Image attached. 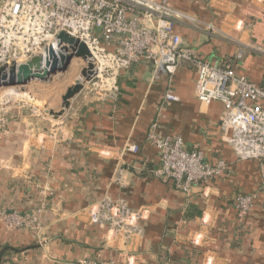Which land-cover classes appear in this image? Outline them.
I'll return each mask as SVG.
<instances>
[{
    "label": "crops",
    "instance_id": "1",
    "mask_svg": "<svg viewBox=\"0 0 264 264\" xmlns=\"http://www.w3.org/2000/svg\"><path fill=\"white\" fill-rule=\"evenodd\" d=\"M169 4L184 15L174 31L187 51L214 63L241 51L240 71L264 82V0ZM195 76L191 65L179 67L178 99L160 109L167 77H155L153 62L143 59L118 76L117 103L84 85L48 131L9 125L0 134V207L24 211L44 201L48 209L34 231L7 229L0 217V264H264L258 165L237 160L221 127L223 105L196 99ZM158 114L160 135H179L206 160L230 165L228 174L194 187L189 201L152 173L159 156L145 137ZM130 144L138 150H126ZM237 191L252 195L243 217L231 204ZM104 199L142 211L139 231L126 236L90 223L89 205Z\"/></svg>",
    "mask_w": 264,
    "mask_h": 264
},
{
    "label": "built area",
    "instance_id": "2",
    "mask_svg": "<svg viewBox=\"0 0 264 264\" xmlns=\"http://www.w3.org/2000/svg\"><path fill=\"white\" fill-rule=\"evenodd\" d=\"M181 17L184 15L169 0H0V66L44 55L49 46L57 50V35L65 32L83 42L90 52L94 74L84 85L115 103L120 99L118 76L143 59L151 60L154 76L167 77L162 109L178 99L172 88L174 73L181 66L191 65L196 75V99L204 104L222 103L220 123L228 133L227 141L237 160L256 161L258 190L264 193V87L240 71L241 51L218 63L187 51L174 31ZM158 117L159 114L145 137L159 156L154 176L171 181L189 201L194 187L228 174L230 165L224 159L208 161L202 149L186 148L179 135H160ZM9 125L7 117L0 118V134ZM54 132L52 128L49 134ZM126 150L136 152L138 147L130 144ZM231 204L243 217L252 207V195L237 191ZM47 209L44 201L24 211L0 207V217L7 229L34 231L40 228ZM87 213L90 223L106 225L126 236L139 231L142 215L124 201L110 199L90 204ZM78 264L111 263L84 259Z\"/></svg>",
    "mask_w": 264,
    "mask_h": 264
},
{
    "label": "water",
    "instance_id": "3",
    "mask_svg": "<svg viewBox=\"0 0 264 264\" xmlns=\"http://www.w3.org/2000/svg\"><path fill=\"white\" fill-rule=\"evenodd\" d=\"M56 44L57 50L49 46L44 49V55H36L23 63L0 66V87H5L25 85L33 80L50 82L54 75L65 73L73 59H81L85 66L81 68L79 77L62 94L60 109L58 111L47 110L53 119H58L68 109L71 98L94 74L90 52L83 42L65 32H59Z\"/></svg>",
    "mask_w": 264,
    "mask_h": 264
},
{
    "label": "rangeland",
    "instance_id": "4",
    "mask_svg": "<svg viewBox=\"0 0 264 264\" xmlns=\"http://www.w3.org/2000/svg\"><path fill=\"white\" fill-rule=\"evenodd\" d=\"M84 66L81 59L75 58L66 74H56L50 82L33 80L25 85L0 87V118L7 117L10 125L22 123L25 129L35 123L38 131H48L51 128L49 120L53 118L47 110L60 109L62 94L79 77ZM30 128L28 132H32Z\"/></svg>",
    "mask_w": 264,
    "mask_h": 264
},
{
    "label": "trees",
    "instance_id": "5",
    "mask_svg": "<svg viewBox=\"0 0 264 264\" xmlns=\"http://www.w3.org/2000/svg\"><path fill=\"white\" fill-rule=\"evenodd\" d=\"M263 87H264V82L261 84ZM200 212H199V210L198 209H194V214L195 215H197V214H199Z\"/></svg>",
    "mask_w": 264,
    "mask_h": 264
}]
</instances>
